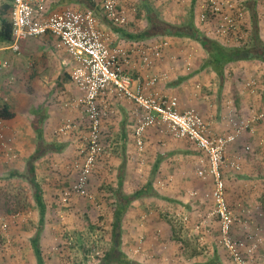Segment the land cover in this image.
Here are the masks:
<instances>
[{"label":"crops","instance_id":"obj_1","mask_svg":"<svg viewBox=\"0 0 264 264\" xmlns=\"http://www.w3.org/2000/svg\"><path fill=\"white\" fill-rule=\"evenodd\" d=\"M60 2L62 0L51 5L53 8L56 6L53 11L62 9L57 6ZM118 41L128 48L167 41L164 56L156 59L150 67L142 65L140 55L134 53L133 62L125 68L144 77L166 73L168 78L159 81L155 88L163 94L178 97L181 111L196 109L215 135H227L233 131L230 115L234 114L233 117L237 118L236 115L240 116V113L235 102L228 97L231 74L221 81L214 71L203 67L204 57L200 66H196L194 63L198 57L195 58L194 53L199 51L197 42L179 37L152 38L144 42ZM10 43L0 40V79L7 80L3 81V86L0 84V107L7 103L15 116L0 120L17 153H13L15 157L1 153L0 159L14 166L19 159L24 162L20 172H25L28 160L37 149L35 127L41 121L44 139L65 145L62 152L47 151L35 161L37 179L40 178L41 165L50 162L46 175L54 184L57 175L55 169L60 171L59 174H68L69 170L74 169L89 133L90 122L86 113L81 107L74 106L76 99L83 95L71 78L74 62L65 48L57 46L58 40L53 36L29 38L21 43L20 48V52L28 56L29 69L26 68V72L27 75L30 73L27 78L29 84L24 89H18L12 86L11 77L17 75V61L21 62L22 59L19 52L9 49ZM25 97L33 106L36 101L41 109L36 111L33 108L29 113L32 106L26 102L25 109ZM99 101L103 107L110 109L102 121V138L108 154L102 170H98L100 177L106 178V174L112 185H117L121 164L125 162L126 192L133 193L148 183H152L155 191V195L135 200L123 220L122 245L127 256L134 264H205L216 257L218 261L215 263L214 260L213 264H236L231 256V260H228L226 251L220 248V223L212 214V201L205 198V194L214 188L210 182L213 178L202 179L197 175L199 169L207 167V155L193 141L175 137L166 126L149 127L140 135L136 134L140 113L136 104L127 98L109 93ZM13 103L18 105L15 107ZM255 105L244 107L245 116L239 118L250 116L252 109H258ZM66 124L72 126L61 131ZM139 142L142 144L139 145ZM252 144L264 151V120L245 130L227 149V158L241 166L236 169L226 165L222 170L228 202L234 214L238 215L234 231L236 227L246 231L243 226L251 222L247 215V211H250L248 202L256 201L254 192L261 183L257 174L260 170L251 166L255 160L264 162V156L259 154L253 159L242 155L251 149ZM54 160L65 162L60 164L62 169L59 163H51ZM46 232L47 229L41 238L44 256ZM202 244H207V249L205 246L198 251Z\"/></svg>","mask_w":264,"mask_h":264},{"label":"built area","instance_id":"obj_2","mask_svg":"<svg viewBox=\"0 0 264 264\" xmlns=\"http://www.w3.org/2000/svg\"><path fill=\"white\" fill-rule=\"evenodd\" d=\"M52 1L8 0L12 5L13 33L9 49L20 52L23 41L50 35L58 40V47L67 50L74 62L71 78L83 93L76 99L74 106L84 108L90 123L86 143L81 150L84 161L74 163V169L78 171L77 179L62 192V200L68 202L73 195L95 199L88 190V181L98 156L103 153L104 147L100 142L102 119L110 110L107 106L100 109L97 101L109 93L119 98H127L136 104L140 113L137 117L136 134L140 135L149 127L166 126L175 137L193 141L207 155L208 165L199 169L197 175L202 179L213 178L214 188L205 194V198L214 205L212 214L218 217L220 223V242L227 248L236 264H246L243 254L252 253L253 247L232 235L238 217L227 202L222 169L226 165L236 169L241 167L227 158L228 146L245 130L252 129L257 121L264 120V110L258 111L254 108L251 110L252 114L246 118H234L231 114L233 131L227 135H215L196 109L181 111L178 97L163 94L155 88L159 81L168 78L166 73L144 77L125 68L133 62L134 53L140 55L142 65L150 67L156 59L163 57V49L168 45L165 41L145 47L128 48L118 43L114 33L103 27L102 15L118 25L128 21L127 9L123 5L128 0H90L93 8L64 7L57 11L51 9ZM222 3L226 4L225 9H221ZM206 4L221 15L219 25L215 31L209 28V33L226 36L230 31L238 29L239 15L227 12L233 10L234 0H207ZM201 7H204V3ZM97 9L101 14L97 13ZM206 19L207 14L201 10L200 21L204 23ZM254 85L255 82L246 83L252 94L257 92ZM71 126L72 124H66L61 131ZM1 153L15 157L12 142L7 138L5 126L0 120V155ZM15 218L6 220L0 214L1 228L7 230L10 222L16 223Z\"/></svg>","mask_w":264,"mask_h":264},{"label":"rangeland","instance_id":"obj_3","mask_svg":"<svg viewBox=\"0 0 264 264\" xmlns=\"http://www.w3.org/2000/svg\"><path fill=\"white\" fill-rule=\"evenodd\" d=\"M58 1L59 0H53L50 4V7L52 4H55L54 2ZM234 1L235 5L233 7V10L227 11L232 12V14L235 16H241V18H239L238 16L239 25L238 29L234 32V37L245 40L249 38L250 33L248 31L251 28L250 12L248 7H246V3L248 0ZM157 2L158 3H156V5L154 4V6L158 9V11H160L163 17H167L169 14H174L177 15L176 17H178V19L186 18L193 7L192 0H163ZM138 3L139 0H128L124 1L123 5L127 9V15L128 18H131V22L136 23V25H143L146 23V21H144V14L143 16L140 15L139 11L137 10L136 4ZM196 3H200V5L202 3L206 4L207 0H196ZM4 4L5 0H0V9L3 8ZM57 6H59L60 8H85V6L83 5H64L61 2L58 3ZM55 7H51V9L53 10L55 9ZM225 7L226 4L222 3L221 9H225ZM257 10L262 14L263 25L261 34L264 38V0H258ZM212 23L213 24H211L209 28L210 30L215 31V28L219 25V22L217 23V21H215ZM102 24L104 28L108 29L104 21ZM232 38L233 37H231V39ZM116 40L119 43L117 37ZM18 55L22 60L21 62L17 61L18 66L16 68L17 71L15 72V74L17 75L15 77H11V80L13 81L12 86L18 89H24V87L28 86L29 84L27 78L30 73L27 75L28 72H26L27 69H29V65H27L28 56L27 54H22V51L19 52ZM194 57H198V61H196L194 64L196 66L197 64L198 66H200V64L202 63L201 60H203L202 58L205 57L200 47L199 51H195ZM23 59H26L27 61ZM238 64L239 65H235L231 69V72L233 73L231 74L229 79L230 92L228 94V97L235 102L236 108L240 113L239 116L237 112V118L245 116L243 108L247 105L250 106L251 104H256L258 106L257 110H264V65L258 61L239 62ZM4 80L6 79H0V84L2 86L4 84ZM248 81L255 82L256 84L254 85V88H256L257 92L254 94V97H252V92H250V90L246 86V83ZM226 95L227 94H225V96ZM7 96L9 98V94ZM24 101L25 109L26 102H28V105L32 106L29 113L33 111V108H35L36 111H39V109H41V106H37L36 101L34 104L35 107L30 103L29 100L26 101V97ZM9 103H11V101ZM13 104L15 107L16 105H18L17 103ZM81 108L84 110L83 107ZM105 150L106 149L103 148L104 154L101 158L107 156L108 153H106ZM13 152L17 153V151H14V148ZM259 154L264 156V151L258 150L256 146L252 144L251 149L242 155L254 159ZM84 158V154L81 153V158L78 160V162L82 163L84 161ZM23 163L24 162H21L18 159L16 160V165L14 166V164H10L7 160L0 161V214L6 220H10L16 217L15 221L18 222L16 225L10 222V226L7 230H3L0 225V264H37L36 256L31 245V239H29L32 238L39 224V212L37 206L35 205L34 209L27 211H10L19 206H11L13 202L20 201L21 203L26 204L25 199L27 193H25V189L28 186L27 181L20 177L10 176L12 170L16 169L20 172V167ZM51 163H59L58 166L60 169H62L60 167V164H63L65 162H63L62 160H54ZM49 164L50 162H46L42 164L44 166L41 165L39 169L40 178L38 177V181L40 179V184L44 190L45 201L48 204L45 223V229H47V232L45 233L46 245L44 247V257L46 259V264H84V262L92 264L95 261L97 262V257L99 256V254H101L103 250H105L109 245L108 240L110 221L112 218L106 204V200L103 199V197L108 196V194H106L105 192V195L103 192L104 190L106 191L105 188H107V186L114 185H112V181L107 178L106 174V178H103L101 176L100 181H97V179L94 178L95 175H93V182H91V185L94 187V192L98 195V192H100L99 188H101L102 186L105 187L104 190L100 193V198H102L104 202L102 203L103 206L100 202H97L96 195L94 193H91L95 198L93 200L78 195H73L68 202H64L62 200V192L68 189L71 184L75 182V180L77 179L78 171L74 173L75 171L74 169H72L69 170L68 174H59L60 171L58 169H55L54 172L57 173L56 182L52 184V182L46 175V171L50 168L51 165ZM103 165L104 162L99 166H97L96 164L94 167L95 173H97L98 170L101 171V167H103ZM251 167L260 170V173L257 174H259L261 180V183L258 184L259 189H256V191L254 192L255 195H257L256 201H249L247 206L250 210L247 211V215L249 214L251 222H247L246 224L244 223L245 225L242 224L244 225L243 228L246 227V231L245 229L240 230L239 227H236L234 231V227L236 226V224L233 227V231L235 234L234 237L236 239H241L245 241L248 246L253 247L252 253L243 254L245 263L264 264V162L255 160ZM104 171H106V169ZM101 181H105L104 185L101 183ZM210 182L214 186L213 180ZM97 184L99 188L97 187ZM52 192L59 193L61 197L60 203L56 202L54 197H52ZM227 193L228 192L226 190V197L228 196ZM9 194L11 196L8 198ZM13 196H16L17 201L13 200ZM228 204L230 205L229 202ZM8 206L10 210L7 211ZM141 209L144 210L143 208ZM100 217L104 218L102 221L103 225H99V223H97ZM99 230H103V233L101 234H104V237L100 236ZM236 235H238L239 237H236ZM68 242L71 243V245H69ZM205 246V249H207V244H202V246L198 248V251L204 249L203 247Z\"/></svg>","mask_w":264,"mask_h":264},{"label":"trees","instance_id":"obj_4","mask_svg":"<svg viewBox=\"0 0 264 264\" xmlns=\"http://www.w3.org/2000/svg\"><path fill=\"white\" fill-rule=\"evenodd\" d=\"M157 1L158 0H139V3L136 4L139 14L142 16L144 14V21H146L145 24H141L142 26L140 24L136 25V23L131 22V18H128V21L123 25H118L112 22L107 18V16L104 15H102L103 21L115 34V37L120 38L118 40L123 39L126 41L144 42L152 38L179 37L189 38L197 42L203 52V55L205 56L203 67L210 68L212 71H214L221 81H225L227 74L233 73L231 72V69L235 63L258 61L264 65V38L261 34L263 20L261 14L257 10L258 0H248L246 3V7H248L250 12L251 28L248 31L250 36L245 40L235 38V31H230L226 36H219L209 33V27L211 24H213L212 22L217 21L218 23L221 20V15L213 11L209 4L204 3V7H201L200 3H196V0H192L193 7L190 10L189 15L186 18L178 19V17H176L177 15L174 14H169L167 17H163L160 11H158V9L154 6V4L156 5V3H158ZM62 3L64 5H83L85 8H93V4L90 2V0H62ZM11 9L12 5L7 0H5L3 8L0 9V40L7 43L12 42L13 40ZM201 10H204L207 14V19L204 23H201L200 21ZM97 13L101 14L99 9H97ZM231 37L233 38L231 39ZM144 46L146 45L144 44ZM165 48L163 49V56ZM97 103L100 109L104 108L103 105H101L99 99ZM14 116L15 112L7 103H4L0 107V118L12 119ZM106 117L107 116L103 117V119ZM40 123L41 121L35 127L38 139L37 149L28 160L26 171L19 172L15 170L10 174L11 177H20L27 181L28 186L25 189V193H27L25 199L26 204L17 201L16 196H13V200H16L17 202H13L11 206H19L12 210H10L8 206L7 211H27L34 209L35 205L37 206L39 212V224L36 232L31 238V245L36 256L37 264H46L43 255V248L41 246V238L45 230L48 204L45 201L43 188L36 176L35 161L42 157V155L47 151H56L57 153L62 152L65 145L57 141L47 142V140L44 139L43 129ZM103 133L104 131L101 126L100 142L102 143L104 149H106V145L102 138ZM103 154L104 153L98 156L95 165H102V163L105 161V157L101 158ZM124 168L125 162H122L117 176V185H109L107 188L100 186L101 188H99L97 184V187L100 191L98 192V195L94 192V187L91 185V182H93V175H95L94 178H96L97 181H100V174L98 172L95 173V170H93L91 174L92 176L89 177L88 190L90 193H94L96 195L97 202H100L101 204L104 203L102 198H100V193L104 190V188L106 189V191L104 190L103 193L105 194L106 192L108 196L103 197V199L106 200V204L112 216L108 240L109 245L105 250H103L101 254H99L97 257V262L95 261L92 264H134V261L127 256L123 249V220L126 217L131 204L135 200L142 197L151 196L153 194L155 195V191L154 188H152V183H148L146 186L133 193L126 192L124 190ZM102 184L104 185V183ZM52 193V197H54L55 201L60 203L61 197L59 193ZM10 196L11 195L9 194L8 198ZM229 207L231 208L230 205ZM214 218L218 220L217 216H214ZM103 219V217H100L97 223H99V225L102 224ZM99 232L100 236L104 237V234H101L103 233V230H99ZM232 235L234 237L233 232ZM69 242L68 244L71 245ZM220 246L222 250L226 251L228 260H231L229 257L231 254L227 248L221 242ZM214 260L215 263H217L218 258H211V260L205 264H213ZM84 264L90 263L84 262Z\"/></svg>","mask_w":264,"mask_h":264}]
</instances>
